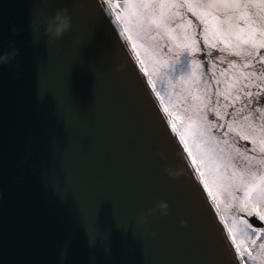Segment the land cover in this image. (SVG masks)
<instances>
[{
  "label": "water",
  "instance_id": "water-1",
  "mask_svg": "<svg viewBox=\"0 0 264 264\" xmlns=\"http://www.w3.org/2000/svg\"><path fill=\"white\" fill-rule=\"evenodd\" d=\"M57 8L72 29L50 42L41 27L32 43L33 14ZM9 41L19 56L0 68V264H242L106 0H0V50ZM157 200L169 214L141 223Z\"/></svg>",
  "mask_w": 264,
  "mask_h": 264
},
{
  "label": "snow or ice",
  "instance_id": "snow-or-ice-1",
  "mask_svg": "<svg viewBox=\"0 0 264 264\" xmlns=\"http://www.w3.org/2000/svg\"><path fill=\"white\" fill-rule=\"evenodd\" d=\"M253 7L256 9L255 11L250 10L248 5L238 8L233 4L226 6L211 2L203 4L184 3L181 5L168 3L126 4L124 14L119 16L118 19L125 23L128 31H131L130 25L133 22L141 27L144 23L155 25L170 42L178 43L182 47L183 52L187 50L190 55V73L187 76L195 83L197 75L204 76L207 72L203 70L201 61L193 58V54L201 50L197 40L194 38L195 25H193L191 20L181 19L178 22L179 10L181 8L187 9L188 12L196 17L199 25L202 26L203 30L200 32V36L203 38L208 57H212L213 53L211 50L213 49H218L219 53L229 51L230 55L244 57L247 62L243 63L242 67L247 69L253 61L264 64V53L261 52L264 49V15H261L264 13V2ZM226 25L227 27H225ZM133 47H136L135 42H133ZM235 67V61L230 62L227 68L221 70L220 75L227 76L229 69H234ZM211 68L214 70L216 65L213 63ZM253 76H256L255 72L245 75L243 71H240V76L237 79L229 77L224 81L226 88L223 92L217 89L213 95L222 97L227 101L233 90L239 92L240 89L248 87L247 84H240V89H236L240 79L251 82L250 77ZM261 79H264V77H261ZM204 83L205 92L203 94H191L194 104L199 102L196 111L202 113L198 115L197 121L193 122L195 123V136L205 142L216 141V137L212 134L213 129H224L220 136L222 139L230 135L233 137L231 144H228L227 139H224L223 142L233 149L238 159L249 164L253 159H256L257 163L264 164V107H255L252 99H247L244 107L236 110L234 119L229 120L226 125L220 124L218 121L223 120L224 115L220 111L219 99L213 101L207 95L209 84L208 81ZM217 84H219V81H217ZM256 87L258 88L257 92L246 91L244 96L255 98L256 104H264V96L261 95L264 92V87L259 84ZM239 99L240 95L237 94L233 98L232 103L234 104L235 100ZM245 108H249L247 115H241L244 113ZM209 114H212L213 120H209ZM189 119L191 120V117ZM239 140L247 141L249 147L241 151V148L236 146ZM184 143L187 145L186 138ZM216 143H219V141H216ZM248 152H259L261 156L259 158L254 155L249 156ZM189 154H192L191 149H189ZM232 166L235 167V165ZM201 174L203 175L202 172ZM233 175H235V172H233ZM206 186L210 187V185ZM243 187V199L237 202L236 209L239 213L244 214L238 218V222L244 226L243 229H240L244 240L236 244V249L242 257L246 256L248 259L255 260L256 257L252 255L249 248L242 245L245 242L256 243V240L249 235V230L254 235L259 236L264 233V229H255L244 216H255L260 221H264V183L259 187L255 184L252 186L244 185ZM229 194L231 195V193ZM232 198L235 199L234 196ZM233 223L235 225L236 221ZM232 230L235 231V228ZM233 242H236L235 236H233ZM259 247L264 250V243L260 244Z\"/></svg>",
  "mask_w": 264,
  "mask_h": 264
},
{
  "label": "rangeland",
  "instance_id": "rangeland-1",
  "mask_svg": "<svg viewBox=\"0 0 264 264\" xmlns=\"http://www.w3.org/2000/svg\"><path fill=\"white\" fill-rule=\"evenodd\" d=\"M208 2L224 4L226 6L233 4L238 8L243 5H248L250 10L255 11L256 9L253 6L264 2V0H110L117 17L124 14L126 4L168 3L181 5L184 3L203 4ZM179 11L180 16L177 18L178 22L181 19L191 20L193 25H195L194 38L197 40L196 25L198 20L192 13L188 12L187 9L181 8ZM261 15H264V13ZM118 20L122 23L132 44L135 42L136 47L133 48L141 59L145 70L177 125L181 136L183 139H187V146L191 149L192 156L198 168L203 173V178L206 183L210 185V191L212 195L215 196V200L228 225L229 231L236 239L239 237L238 239L240 241L244 240L240 231L244 226L238 222L239 217L236 204L239 200L243 199L244 178L256 174V172L251 168L252 161L249 164L246 161L238 159L233 149L228 146V144L232 143L233 137L231 135L223 139L221 138L220 133L223 132L224 129H213L212 134L219 143H216V141L205 142L195 136V123L193 122L197 121L198 115L202 113L196 111L199 102L194 104L191 94H203L205 92L204 82L208 81L209 87L207 95L210 96L213 101L219 99L220 111L222 115H224V119L218 122L226 125L229 120L236 117V110L244 107L246 102L240 101L243 99L241 97L244 95V92L256 89V76L250 77L251 82L240 79V83L236 85V89H240V84H247L248 87L240 89L239 92L233 90L227 101L213 94L217 89L221 92L225 90L226 85L224 81L229 77L237 79L240 76V71H243L245 75L251 73L250 68L252 66L254 67L258 62L253 61L250 67L244 69L242 65L247 62L245 58L242 56L236 57L230 55L229 51H225L227 57L222 55V57L210 60L206 57V59H204V56L200 58L197 57V52H195L193 58L201 61L202 68L207 74L204 76L197 75L195 83H193L187 76L190 73V55L187 50L183 52L182 47H180L178 43L170 42L161 34L160 30H158L155 25L144 23L141 27L133 22L130 25L131 31H128L126 30L125 23L120 19ZM200 27L201 30H203L201 25ZM225 27H227V25ZM261 52L264 53V49H262ZM233 61H235L236 67L234 69H229L227 76H221V70L227 68L228 64ZM213 63L216 65L214 70L211 68ZM217 81H219V84H217ZM237 94L240 95V99L235 100L233 104L232 100ZM237 102H239V104H237ZM248 111L249 110L246 111L244 109V113L241 115H247ZM190 117L191 120L189 119ZM208 118L209 120H213L212 114H209ZM224 139L228 140V144L223 142ZM240 144V146L239 144L236 146L240 147L241 151L248 148L245 146L243 140H241ZM248 155L250 156L249 153ZM232 165H235V167ZM245 169H247V171H245ZM233 172H235V175H233ZM252 185L253 182H248V186ZM229 193H231V195ZM233 196L235 199L232 198ZM234 221H236L235 225L233 223ZM233 228H235V231L232 230ZM247 243L248 242H245L244 246L248 245Z\"/></svg>",
  "mask_w": 264,
  "mask_h": 264
},
{
  "label": "clouds",
  "instance_id": "clouds-1",
  "mask_svg": "<svg viewBox=\"0 0 264 264\" xmlns=\"http://www.w3.org/2000/svg\"><path fill=\"white\" fill-rule=\"evenodd\" d=\"M30 31L32 33V43H38L40 41V30L43 28V35L49 38L50 42H55L63 38L64 34L69 32L72 29V17L69 14L67 8H57L54 13L51 15H45L43 9L37 10L32 19L29 22ZM11 31L13 34H16L19 30L15 24L11 25ZM80 42V38L77 37V43ZM10 47L7 50H0V68L4 65H12L13 61H16V58L19 56V49L15 47V41H9ZM17 72L20 69L19 62L13 65ZM163 156V154H160ZM24 163V161H22ZM164 171L169 175L175 178L179 175V171L171 167H165ZM170 206L167 201L157 200L154 207H150L147 210V215L141 213L139 215V220L141 223L147 221L148 216L159 215L164 216L169 214ZM181 226H186L187 221L181 220Z\"/></svg>",
  "mask_w": 264,
  "mask_h": 264
},
{
  "label": "flooded vegetation",
  "instance_id": "flooded-vegetation-1",
  "mask_svg": "<svg viewBox=\"0 0 264 264\" xmlns=\"http://www.w3.org/2000/svg\"><path fill=\"white\" fill-rule=\"evenodd\" d=\"M243 142L245 146L249 147V144L247 141L243 140ZM240 143H241V140H239L238 142L239 146L241 145ZM248 153L250 154V156L254 155L256 158H259L261 156L259 152H256V153L248 152ZM251 168L253 169L254 172H256V174L250 175L249 177L246 176L244 178V181H245L244 185H248V182L251 181L257 187H259L262 185V183H264V164H259L257 163L256 159H253ZM237 214H238V217L244 215L243 213H239L238 211H237ZM244 218L247 219L248 222L252 224L255 229H264V221H260L257 217L244 216ZM251 218H252V221H251ZM249 235L252 236V239L256 240V243L255 244L247 243L248 245H245V246L249 248V250L252 252V255L255 256L256 259L253 260V259H248L246 256L245 257L241 256L244 264H264V250H262L259 247L260 244L264 243V233H261L259 236H257V235H254L251 232V230H249ZM238 238L239 237H237V239L235 238L236 244L240 243V240ZM242 246H244V244Z\"/></svg>",
  "mask_w": 264,
  "mask_h": 264
},
{
  "label": "trees",
  "instance_id": "trees-1",
  "mask_svg": "<svg viewBox=\"0 0 264 264\" xmlns=\"http://www.w3.org/2000/svg\"><path fill=\"white\" fill-rule=\"evenodd\" d=\"M201 31H202L201 27H200V25L197 22V25H196L197 41H198V44H199L200 49H201L199 52H197V57L200 58V57L204 56L203 57L204 59L209 58V60L210 59H214V58L217 59L219 57H222V55H224V57H227L226 52L219 53L218 49L211 50L213 55H212V57H208L206 55V46L203 44V38L200 36V32ZM250 71H251V73L252 72L256 73V82H257V84H259L261 87H264V79H261V77H264V64L257 63L254 67L252 66L250 68ZM257 91H258L257 87H256L255 90H250V92H253V93H255ZM261 95L264 96V92H262ZM241 98H243V99L240 100V101H245V102H246L247 99H252L253 105L255 107H264V104H256L255 98H247L244 95ZM237 104H239V102H237ZM245 110L247 111V110H249V108H245Z\"/></svg>",
  "mask_w": 264,
  "mask_h": 264
},
{
  "label": "bare ground",
  "instance_id": "bare-ground-1",
  "mask_svg": "<svg viewBox=\"0 0 264 264\" xmlns=\"http://www.w3.org/2000/svg\"><path fill=\"white\" fill-rule=\"evenodd\" d=\"M106 2L109 4V8H110V9L112 10V12L115 14V17H116L117 20H118V17H117V15H116L115 11H114L113 8H112V5H111V3H110V0H106ZM118 21H119V20H118ZM119 23H120V25H121V27H122V29H123V31H124V33H125V35H126L128 41L130 42L131 45H133L132 42L130 41V39H129V37H128V35H127V33H126V31H125L123 25H122V23H121L120 21H119ZM167 111H168V110H167ZM168 113H169V111H168ZM169 115L171 116L170 113H169ZM171 118H172V116H171ZM172 121L174 122L173 118H172ZM174 125H175V128L177 129L179 135H181V133H180V131L178 130L177 125L175 124V122H174ZM181 137H182V136H181ZM217 209H218V211H220V213H221V210L219 209L218 206H217Z\"/></svg>",
  "mask_w": 264,
  "mask_h": 264
}]
</instances>
